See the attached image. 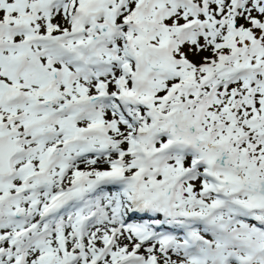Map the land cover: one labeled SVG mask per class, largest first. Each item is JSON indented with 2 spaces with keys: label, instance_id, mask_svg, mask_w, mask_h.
<instances>
[{
  "label": "rangeland",
  "instance_id": "obj_1",
  "mask_svg": "<svg viewBox=\"0 0 264 264\" xmlns=\"http://www.w3.org/2000/svg\"><path fill=\"white\" fill-rule=\"evenodd\" d=\"M154 1H157L155 6H153ZM194 1L199 9L195 16L183 9L179 5V0L159 2L158 0H78L77 7L86 13H93L97 12L99 6L106 5V8L112 12L110 23L104 24L106 18L103 17L93 19L95 28L85 39L90 47L96 48L102 54L104 62L113 65L111 71L105 75L110 92L116 90L115 80L122 76L119 61L122 60L126 48L131 52L135 63H139V68L134 69L130 78L124 80L122 88L132 98L136 97L135 101L138 103H135L130 113L133 119L131 124H140L138 132L135 133L138 136L135 140L147 142L148 152L151 153V168L157 173L153 178L146 175L142 177V187L150 194L152 205L160 209H179L182 214L188 216L189 224L204 240L214 242L217 233L211 227L212 225L222 226L227 233L223 237L229 234L234 239L233 242L248 244L255 250L257 245L264 243V221L257 226L252 223L251 219L244 221L245 219L240 216L238 210L216 205L210 195L208 182L198 175L199 170L193 172L189 163L185 166L175 163L173 155L168 150L170 144L168 136L154 139L156 141L148 140V135L153 130H163L168 135L167 116L170 109L164 107L167 95L163 100L162 97L169 86L176 87L180 84L182 87L178 91L181 92L176 94V98L185 99L189 90V102L186 103V100L181 99L180 102L173 100V104L177 108L179 104L186 103L192 110L191 116L194 124L191 125L193 128L190 133H195V138L203 142L200 148L208 155L212 169H215L225 190V196H228L230 201L233 199L235 203L248 206L254 216L264 215V205L260 197L247 191H241L235 186V182L246 175L249 167L256 170L255 174L264 177V110H262L264 100V0ZM141 6L144 7L143 13L136 14ZM20 7L19 0L0 2V8L7 11V15L0 14V17L9 19L10 27H14L22 20L18 14ZM10 8L14 13L10 12ZM26 13L34 20V26L43 32L52 30L53 23L60 26L55 33L61 36L72 30V16L70 20V17L64 16L62 9H57L52 18L46 17L40 13L38 0H29ZM206 18L212 23L208 32L202 27L208 21ZM193 20H198V26L189 28ZM130 22L137 25L133 32L125 29ZM231 25L236 26L239 34L233 38L231 42L233 44L223 45L220 48V44H224V38L230 32ZM181 28L187 31L181 34L179 31ZM120 30L123 33L131 32V37L125 38L119 33ZM253 32V38H246L247 34L252 35ZM133 38L135 42H132ZM162 41L166 42L165 47ZM257 66L262 69L258 70ZM133 68H135L134 64ZM54 69L57 71L58 78L55 84V94L63 103L85 99L94 100L97 97L93 81H83L72 77L64 66L58 65ZM2 71L3 69L0 68V72ZM257 71H262L257 77L259 82L249 83V74ZM6 72L8 73L7 70ZM7 73L5 75H9ZM184 76H189L190 80L182 83L181 79ZM23 77L17 80L22 94L35 96L40 93V87H35L30 83L34 79L37 80L35 75L25 73ZM25 79H28V84H24ZM38 83L36 82L37 85ZM72 105L78 107V105ZM105 113L106 124L103 132L109 142L107 145L112 155L100 159L98 165L91 166L88 163L89 157L83 158L78 164L73 160L75 155L72 153L69 154L72 159L71 165L60 167V164L56 162L63 165L62 159L65 158L62 157L66 154L62 151L66 150H62L52 159L47 170L48 176L54 181L60 168L61 170L65 168L69 171L65 183L70 182L76 172H82L84 186H87L89 191L95 187L97 191L95 198L99 204L98 208L109 205L112 206L110 210L114 212L115 203L112 197L117 191L106 189L102 185L101 176L103 172L109 171V159L129 148L134 131L132 126H124L111 110ZM11 114H14V111L6 112L0 109V120L7 119ZM25 119L27 117L19 123L9 124L11 135H14L12 132H15L20 124L25 126L26 131L30 129ZM64 119L60 120L61 123L59 121L55 123L63 125ZM81 124H87V121H82ZM88 124L94 125L91 120ZM177 130L186 132V128L183 127H177ZM11 135L10 139L19 144L18 137L14 138ZM30 137L31 133L29 137L22 138L26 141ZM54 140L47 143L52 144L58 141L57 138ZM162 140L165 142L163 143ZM215 144H220L225 148L226 153L231 155V161L226 157L221 159L219 152H213L212 146ZM32 158L37 159L35 153ZM29 165H31L30 162H25L20 168L14 165L13 167L15 171L24 169L23 171L26 172ZM79 165L82 168L76 171L79 169L76 166ZM131 166L132 159L127 154L123 171L126 174L132 173ZM231 166L236 167L239 172L231 171ZM93 182L98 183L100 187L94 186ZM0 192L4 194V189ZM10 194L12 196L13 192ZM104 194H108L110 199H102ZM212 211L216 212L213 217L209 216ZM148 212L155 211L148 210ZM110 228L111 226L104 228L100 231L102 236L99 233L97 237L103 240L108 234L106 231ZM128 235L130 236V232L123 230V238L119 235L118 239L122 241ZM233 242L231 241L230 245H234ZM134 243L138 244V242ZM147 247L141 246V249ZM173 253L175 251L172 250L160 255V262L189 264L188 259ZM262 257L264 258V255ZM22 263L25 264V262ZM261 263L264 264L263 261Z\"/></svg>",
  "mask_w": 264,
  "mask_h": 264
},
{
  "label": "bare ground",
  "instance_id": "obj_2",
  "mask_svg": "<svg viewBox=\"0 0 264 264\" xmlns=\"http://www.w3.org/2000/svg\"><path fill=\"white\" fill-rule=\"evenodd\" d=\"M14 20V19H13ZM9 22L8 20H6V23ZM4 26V25H3ZM233 44V43H231ZM6 65H10L12 67V71L14 70H18L20 67H25L24 63L22 62V60L20 59L19 55H16L15 57H13L12 59H7L5 62H4ZM5 71V70H3ZM7 73V72H6ZM5 73V74H6ZM9 73V71H8ZM7 73V74H8ZM29 76V75H28ZM50 76V74H48V77ZM23 77V75H22ZM24 78V77H23ZM29 78V77H27ZM31 78V77H30ZM23 80V79H21ZM26 80V79H25ZM28 81V79L24 82V84H26ZM30 83H33V82H30ZM44 84H46V88H49L50 89V86L48 84V81L45 80L43 82ZM20 84V83H19ZM28 84V83H27ZM21 86V85H20ZM26 86V85H25ZM27 88V86H26ZM26 90V89H25ZM27 91V90H26ZM12 92L14 93H17V90L15 89H12ZM25 92V91H24ZM23 92V93H24ZM29 92V91H28ZM22 96V95H21ZM52 101L56 102L57 103V106H63L62 110L60 111H69L72 115L74 114H80L79 110H78V107L72 105V103H64L62 104L60 99L58 98L57 95H54V98L52 99ZM44 122H45V125H48V119L47 117H45L44 119ZM64 123V122H63ZM66 123V122H65ZM25 124V123H24ZM13 125V124H12ZM26 125V124H25ZM66 128L68 129H75L74 125L73 124H69V123H66ZM19 127V126H18ZM26 128L24 127V125H21L20 124V127L18 128V135L22 136L23 138H27L29 137V132H26L25 130ZM44 134H47L48 133H45L43 132ZM54 138H57V135L55 134H49L48 138H47V142H51V141H55ZM59 139V138H57ZM23 148H29L30 149V155L27 159V161L25 162H30L31 165L28 166L27 168V171L24 172L23 175H28L26 181H25V186H21L19 188H12L9 192H4V197H3V210H5L6 213L8 212H11L12 209H19L20 207H25L27 209V211L29 212V214L27 212H25V217L24 219H29L31 218V215L30 213L33 212L34 210V214L35 212L37 211V208L39 206V203L41 201V203H44L43 200L39 199V198H32V189L30 188V184L31 183H34L36 181V178H34V175L36 173V170L37 167H38V163L36 160H34L33 157V154L35 153L36 154V145H33L31 144L30 141L28 140H23ZM102 142H103V139L98 143L99 146L102 147V149L104 148L102 146ZM52 144H56V143H52ZM51 144V145H52ZM31 147H32V150H31ZM67 149L70 150L73 148L70 147L68 144H67ZM48 148V147H46ZM107 153L110 154L111 150L109 149V146H105ZM104 150V149H103ZM90 160L94 159L95 157L93 156H88ZM99 160L100 159H97L96 162L99 163ZM24 162V163H25ZM23 161L20 159V160H15L13 165L16 167V168H20L22 165H24ZM114 162H109L110 164V168L111 170H109V172H104V174H109V175H112L118 179H123V175H124V167H121V168H118L116 170H113L112 169V165H113ZM94 164V163H93ZM98 165V164H97ZM33 166V167H32ZM43 167H46V166H43ZM43 170L47 171V168H43ZM102 172V171H101ZM126 174V173H125ZM139 172L136 171V172H132V173H128V175H130L132 178L129 179V180H126V183L128 184V182H130L131 180H136V179H140L139 178ZM81 175V176H80ZM82 176L83 174H79L77 177L73 178L71 180L70 183L67 184V187L68 189L70 190L71 193H75V192H79V193H84V190H83V186H84V183L82 181ZM13 181H18V175H16L13 179ZM138 181V180H137ZM85 182V181H84ZM58 183V182H57ZM126 184V185H127ZM20 186V185H19ZM97 187V186H96ZM0 188H1V184H0ZM5 190V189H4ZM19 191L18 193H15L16 191ZM99 190V189H98ZM101 190V189H100ZM13 192V195L11 196L10 193ZM150 194H148V192H146L143 188H142V185H140L139 183H137L136 185V188L135 189H129L128 191V194L127 196L125 197L126 198V201L127 203H133L134 199L138 198V199H142L143 197L146 199V201L149 203L150 202ZM28 196V197H27ZM108 196V195H107ZM27 206H30V209H28ZM94 206H96L94 204ZM110 208L109 206L107 207H104L102 210H100V213H109L110 211ZM29 216V217H28ZM37 218H39V216H36ZM110 217V216H109ZM101 222V221H100ZM103 228H107V226L109 225H112L113 224V220H112V217L109 218V221L108 222H101ZM0 228L4 229V230H11L12 227L10 225H8L6 223V221L3 219V216L0 214ZM101 233V232H99ZM99 233L97 234V236L99 235ZM107 233V232H106ZM28 231H25L24 233H22L20 235L21 238H25L27 235H28ZM131 235V233H130ZM129 236V235H128ZM224 234H222L216 241V245L219 244V246H221V248L219 249L218 253H222L223 256H226V259H230L232 258V255H230L228 253V251L226 249H224L222 247L223 244H225L226 246L230 244V241H229V235H226L225 237H223ZM122 238V237H121ZM135 236L134 235H131L129 236L128 238L125 239V241H118V244H116L115 249L116 250H120L121 253H122V257H125L130 251H131V245L134 244L135 242ZM233 242V241H232ZM5 243V242H4ZM48 243L49 241L46 240L42 247L44 249V253L42 254L40 252V255L39 257H41L39 260L37 261H28V262H25V264H44L46 261L48 260H51V261H54L56 259H54L53 255H54V251L50 248V246H48ZM71 243V242H70ZM234 243V242H233ZM4 245V244H3ZM124 245H127L128 247L125 248ZM138 252L141 251V248H137ZM1 251V250H0ZM209 251H211L212 253H216L214 250H212L211 248H209ZM148 254H151V253H157L156 250H149L147 251ZM2 252H0V264H22V260L19 259L18 256H15L13 252L11 251H5L4 253V257H2ZM254 256V255H253ZM252 257V256H251ZM140 258V257H138ZM74 264H80V257L78 259H76V257H74ZM161 260V259H160ZM106 260H103L101 262H99L98 264H103ZM241 264V262H240Z\"/></svg>",
  "mask_w": 264,
  "mask_h": 264
},
{
  "label": "water",
  "instance_id": "obj_3",
  "mask_svg": "<svg viewBox=\"0 0 264 264\" xmlns=\"http://www.w3.org/2000/svg\"><path fill=\"white\" fill-rule=\"evenodd\" d=\"M184 139L189 144L196 143L193 135H191L190 137L185 136ZM218 149H220L219 146L214 147L215 151ZM254 171L255 170L253 168H250L248 171V176L246 178H243L241 181L237 182L236 185L242 190H247L252 194L261 196L264 201V178L253 176ZM248 177H250V179H248Z\"/></svg>",
  "mask_w": 264,
  "mask_h": 264
}]
</instances>
